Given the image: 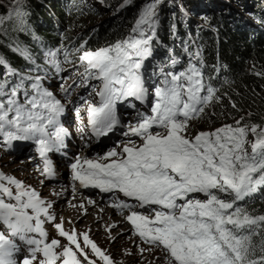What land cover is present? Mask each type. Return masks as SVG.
<instances>
[{"label": "snow or ice", "instance_id": "snow-or-ice-1", "mask_svg": "<svg viewBox=\"0 0 264 264\" xmlns=\"http://www.w3.org/2000/svg\"><path fill=\"white\" fill-rule=\"evenodd\" d=\"M19 2L16 0L17 5ZM128 2L130 0H125V4ZM160 3L161 0H148L129 37L108 47L84 51L79 57L87 62L88 76L103 81L97 93L101 97L100 105L89 104L87 108L88 124L97 137L107 135L118 123L115 111L118 100L135 97L143 101L147 93L139 70L143 60L151 54L150 43L155 36ZM2 19L0 17V21ZM48 55L55 63L56 53ZM189 55L196 59L199 52ZM172 63L178 62L173 60ZM161 84L154 89L152 115L140 114L139 123L130 128L131 134L140 137L142 143L126 144L122 154L112 149L98 158L107 160L120 156L110 163L89 159L81 163L77 157L70 165L73 180L102 192L117 189L125 197L137 200L140 207L160 206L163 210H156L154 219L137 212L126 219L142 240L161 247L167 254V264H264V215H252L236 204L264 186V128L225 125L189 137V121L203 113L201 105L213 98L215 90L207 87V95L201 96L205 85L201 72L191 60L184 70L165 73ZM5 85L6 81L0 82V97H4L0 99V143L11 147L13 141H34L43 160V174L52 176V161L46 153L61 145L68 133L63 127H56L52 133L47 129L63 112V106L52 98V93L38 88V98L28 99L25 94V102L21 104L17 94L23 82L10 90H6ZM9 113L14 115L9 118ZM239 123L237 121V125ZM154 126L164 131H151ZM249 133L254 137L252 141L247 139ZM246 145H250L251 152ZM0 181L16 188L13 194L10 187L0 183V196L15 201L7 203L0 198V223L8 229L7 236L0 232V264H57V260H62V264H81L70 246H64L63 251L57 253L54 249L59 241H45L47 233L40 216L43 214L49 221L53 220L48 215L51 205L44 207L45 201L34 190H25L22 183L12 177L0 174ZM196 193L204 194L205 199L190 196ZM217 193L228 194L231 199H223ZM114 206L129 207L126 203ZM55 228L88 260L87 253L77 243L75 232H65L61 224H55ZM30 233H37L40 239ZM82 235L84 245L90 246L104 264H113L87 234ZM13 238L29 246L28 255L22 261L14 258L20 247ZM88 264L94 262L88 261Z\"/></svg>", "mask_w": 264, "mask_h": 264}, {"label": "trees", "instance_id": "trees-1", "mask_svg": "<svg viewBox=\"0 0 264 264\" xmlns=\"http://www.w3.org/2000/svg\"><path fill=\"white\" fill-rule=\"evenodd\" d=\"M104 1L117 10L115 19L84 29L70 41L80 39L92 49L124 40L148 2L140 0L145 2L140 7L131 3L135 11L130 12L125 0ZM162 1L151 42L152 53L164 55L159 63L166 70L185 69L191 60L216 88L213 109L223 95L228 108L232 104L249 114V124L264 121V0ZM83 8L88 9L78 0H25L7 10L0 6V82L6 81V90L40 73L42 56L58 46L61 29L56 18L87 16ZM197 51L199 57L192 59L189 54ZM155 60L145 64L146 75L157 70ZM173 60L178 63L173 65ZM194 121L201 123L204 118ZM236 204L252 215H264V186Z\"/></svg>", "mask_w": 264, "mask_h": 264}, {"label": "rangeland", "instance_id": "rangeland-1", "mask_svg": "<svg viewBox=\"0 0 264 264\" xmlns=\"http://www.w3.org/2000/svg\"><path fill=\"white\" fill-rule=\"evenodd\" d=\"M25 0H20L19 4L22 3ZM81 1L88 9L83 8V12L86 13L87 16L84 15H76V16H67L65 17V20L62 21L59 19V17L56 18V23L60 26V36H59V42L58 46L55 49V62L62 68H73L75 69V66L81 67L86 66V61H81L79 57L83 54L84 51H95L97 49H100L102 47H94L92 49H89L87 44L85 42L83 44H80V39L76 42L70 41L69 37H74L80 33V31L84 29H91L93 27H100L105 25L108 22H111L115 19L117 10L114 11V9L111 8V6L105 2L104 0H78ZM133 0H130L128 3V9L130 12H134L135 8L134 5L131 3H135L136 7H140L144 1H136L132 2ZM163 1L161 0V3ZM157 8V11L160 8V5ZM50 4V3H49ZM17 5L16 0H0V6L4 9H11L13 6ZM51 5V4H50ZM132 5V6H131ZM96 12V13H94ZM91 13H94L91 15ZM139 14V13H138ZM138 18V15L136 19ZM124 22H126V18H123ZM135 19L133 23L135 24ZM133 24V25H134ZM132 25V26H133ZM133 28V27H132ZM128 29V28H127ZM130 29L128 33L126 34V38L129 37L131 33ZM152 42V41H151ZM65 44L67 47H64ZM83 46V47H82ZM150 51L153 49L152 44L150 43ZM49 54V53H48ZM43 55L42 60L44 61H51L53 58L50 55ZM164 56L160 53H152L145 58L142 62V67L140 69L141 75L145 74V64H148L152 62L154 59L156 63V69L157 72L164 73L166 71V67L162 66L161 63H159L160 58ZM155 67V66H154ZM155 69V68H154ZM163 69V71H161ZM154 71V72H155ZM31 75V74H30ZM33 76V74H32ZM66 74H62V80L61 81H51L54 82V92L55 93H61L64 91L66 87H71L72 89H75L78 84L77 82H74L73 79H66ZM34 78L41 79L42 77L46 79L48 77V74L46 75H37L33 76ZM78 87L82 88V85H79ZM52 88V87H50ZM79 88V89H80ZM78 89V88H76ZM217 96V95H216ZM226 97L221 95L218 97V100H216L217 108L213 109L211 105L206 107L205 111L201 116H203L204 121L201 123H197L193 120L189 121L188 129H187V135L189 137H194L199 132H211L218 128L224 127L225 125H231L233 127L237 126H252L256 125L258 128H264V121H260L258 124H249V114L242 111V107H237L234 105H230V108H228V103L226 102ZM85 104V103H84ZM237 121H239V125H237ZM164 130H160L158 132H163ZM247 139L249 141H252L254 137L249 133ZM135 144H138V142H135ZM246 148L249 152H251L250 145H246ZM30 153H32V148L28 147ZM32 157H35V154H32ZM25 160L22 158V156H18L16 154H13L11 156L7 155L0 147V174H3L6 177H12L16 179L17 181L21 182L24 186L25 190H29V184L30 182H35V180L39 177V174H37L36 178H33V174L31 168L28 166L26 167L21 161L19 160ZM32 175V176H31ZM67 178V176H64V179ZM6 182V181H5ZM7 183V182H6ZM37 185L40 184V182H36ZM63 191L62 195L58 196V194H55L57 196H54V202L56 203L55 206L57 207L56 211H58L57 217H56V224H61L62 228L65 232H68L69 234H72L75 232L77 243H79L80 247L85 250L87 253L88 260H85L84 256L80 255L79 251L76 249L75 244L69 245V241L66 237H62L59 235L57 231V235L59 238V243L61 245L60 252L63 251L64 246H70L74 252H76L77 258L81 261V264H88V261H93L94 264H104V261L100 259V257L96 256L92 251L90 246L84 245L83 235L87 234L88 238L96 244V246L104 252L107 256H109L110 260L113 262V264H167V254L162 251L161 249L149 247L140 242L138 238H136L131 233V226L128 225L127 219L124 218H118L117 219H109L112 216L111 214L107 215L108 221L105 223H100L101 218L98 215L99 210L105 208V206L100 207H93V202L90 203L89 209L94 211L93 216L88 219L86 218V203L83 204L84 201L79 203L77 207L75 208V204H73V201H70V199L76 198L71 194V192H68V190L59 189V191ZM51 191V189H50ZM58 191V193H59ZM47 192V191H44ZM57 192V191H56ZM221 196L223 199H231V197L228 194L224 193H217ZM68 195V196H66ZM98 195V194H97ZM195 199H201L204 200L205 196L201 193L193 194ZM63 199V200H62ZM85 207V208H84ZM63 208V209H62ZM64 209H76L77 213H74L71 215L70 219L66 216V213ZM99 209V210H98ZM107 209V208H105ZM108 210H111L110 208ZM113 210V209H112ZM129 215L125 214V218ZM117 216V215H116ZM81 219H85L84 221ZM83 222L81 224V221ZM116 220V221H114ZM90 221H92L90 223ZM125 223H124V222ZM124 223V224H122ZM93 225V226H91ZM94 225H97L95 228ZM104 225V226H103ZM94 227V228H93ZM124 230H122L123 228ZM89 228H92L90 230ZM126 229V230H125ZM112 231L111 233H109Z\"/></svg>", "mask_w": 264, "mask_h": 264}, {"label": "bare ground", "instance_id": "bare-ground-1", "mask_svg": "<svg viewBox=\"0 0 264 264\" xmlns=\"http://www.w3.org/2000/svg\"><path fill=\"white\" fill-rule=\"evenodd\" d=\"M158 71V70H157ZM157 71H155L154 73H157ZM139 73H140V70H139ZM78 89L80 88V87H77ZM81 89V88H80ZM37 174H33V178L35 179L37 176H36ZM32 176V175H31ZM44 189H47V190H53V188H44ZM60 193H63V191H59ZM66 196H68V195H66ZM75 199V198H74ZM71 200V201H73L74 203L73 204H75V208L77 207V202L78 201H75V200ZM63 200V199H62ZM91 201H92V199L91 200H89V201H87V203H86V205H87V208H86V218L88 217V219L90 218V217H92L93 216V213H94V211H92L91 209H89L88 207H90L89 205H90V203H91ZM85 208V207H84ZM63 209V208H62ZM77 209H78V207H77ZM99 210V209H98ZM64 211H65V213H66V216L70 219V217H71V215L72 214H74V213H77V210L76 209H71V210H68V209H64ZM96 213H98V215L100 216L99 218H101V220H100V222H99V224L100 223H105L106 221H108V217H107V215H109V214H111V215H113L114 216V214H116L117 216H118V214H119V210L118 209H113V210H108V209H105V208H103V209H101V210H99L98 212H96ZM95 214V213H94ZM115 215V216H116ZM117 219L118 220V218H116V217H111V218H109L110 220L112 219ZM81 220H85V219H81ZM80 220V221H81ZM114 221H116V220H114ZM92 221H90V223H91ZM83 222L81 221V224H82ZM91 226H93V225H91ZM95 226V228L97 227V225H94ZM104 226V225H103ZM94 228V227H93ZM98 228V227H97ZM123 228V227H122ZM90 230H92V228H89ZM122 230H124V228L122 229ZM126 230V229H125ZM112 231H110L109 233H111Z\"/></svg>", "mask_w": 264, "mask_h": 264}]
</instances>
